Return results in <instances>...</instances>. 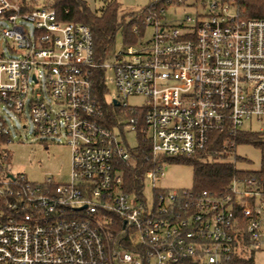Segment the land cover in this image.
I'll use <instances>...</instances> for the list:
<instances>
[{"label": "built area", "instance_id": "2783aa9c", "mask_svg": "<svg viewBox=\"0 0 264 264\" xmlns=\"http://www.w3.org/2000/svg\"><path fill=\"white\" fill-rule=\"evenodd\" d=\"M51 2L0 0L8 52L0 55V143H12L10 121L26 130L30 117L42 141L71 149L70 181L33 183L8 171L9 155L0 152V264L251 259L263 244L264 183L235 176L221 193L163 190L157 161L206 152L212 134H236L247 121L264 132V19L244 17L233 0H150L136 15L143 25L133 28L136 42L99 63L91 29L60 21ZM95 2L99 10L118 0ZM170 8L193 15L168 22ZM93 70L114 73L113 101L127 112L114 128L104 124L107 102L95 92ZM135 95L143 108H129ZM128 131L146 137L154 163L139 192L125 188L134 160ZM224 146L220 154L233 159L236 149Z\"/></svg>", "mask_w": 264, "mask_h": 264}, {"label": "trees", "instance_id": "16d2710c", "mask_svg": "<svg viewBox=\"0 0 264 264\" xmlns=\"http://www.w3.org/2000/svg\"><path fill=\"white\" fill-rule=\"evenodd\" d=\"M246 18L264 19V0H233ZM51 6L56 10L58 19L62 22L83 24L88 26L93 34L95 60L99 63L112 58L116 47V37L120 29L125 45L134 44L136 37L133 34L135 25L143 30L142 19H135L130 24H126L127 15H120L119 6L114 3L99 10H92L86 6L84 0H52ZM92 81L96 94L102 102L106 101L108 89L106 86L105 72L93 70ZM116 106L107 105V118L104 123L109 128L117 126L118 112ZM127 113V112H126ZM144 125L142 118L139 119V127ZM139 145L136 151L130 149L133 161L125 171L126 190L129 192H139L143 188L144 173L150 169L154 163L150 151V144L146 137L137 132ZM226 142H231V148L236 149L239 145H252L260 151L261 166L258 171H246L237 168V163L244 159L234 156L228 159L226 155L220 154L228 150L224 146ZM229 151V150H228ZM217 152V155L214 153ZM224 157V158H223ZM168 158V159H167ZM168 160L179 162L194 169V190H208L213 193L225 191L232 179L254 178L264 183V134L256 132L240 131L236 134L214 133L210 138V145L206 152L199 153L193 157H161L157 161ZM232 264H253V260H235Z\"/></svg>", "mask_w": 264, "mask_h": 264}, {"label": "rangeland", "instance_id": "374dc122", "mask_svg": "<svg viewBox=\"0 0 264 264\" xmlns=\"http://www.w3.org/2000/svg\"><path fill=\"white\" fill-rule=\"evenodd\" d=\"M84 1L90 5L92 10H94V7L96 6L95 0ZM149 3L150 0H118V2H116L119 6L120 15H127L125 21L127 25L132 23L136 15L142 14ZM186 14L193 15V11L183 9L175 10L174 8H170L166 13V19L168 22H173L174 20H177V18H182ZM4 26L5 24L0 23V55L2 52L6 55L8 54L5 39L1 35V27ZM27 26L29 29H32L30 25ZM122 32L123 30L120 29L116 37L115 49L117 50H121L125 46V43L121 38ZM152 35V29L148 28L143 38L144 42L149 41ZM113 77V71L109 70L106 73V86L108 89L106 102L107 105L110 106L113 105V97L116 96L117 93L114 82L112 81ZM41 86L45 89L43 80ZM127 102L130 109L143 108L145 105L144 97L137 95L130 97ZM116 107V112H118L119 115L118 120L124 122L126 112L122 108L118 106ZM11 116L15 117L12 114ZM9 123L12 143H0V152H6L9 155L5 166L8 171L15 175L23 174L33 183L43 184L48 178H52L57 184H64L70 181L71 149L63 140L42 141L35 134V127L30 117L26 120V130L23 129V124L16 117ZM261 127L262 125L257 122L247 121L243 126L242 131L264 134V132H260L259 130ZM120 137L122 138L121 134ZM124 138H126L127 146L131 150L136 151L139 145L137 133L128 131L124 134ZM236 156L244 159L237 163L238 169L246 171H258L260 169V151L252 145H239L236 148ZM160 164L163 167L164 176L157 183L158 188L172 191L194 188V169L192 166L176 161L170 162L168 160L161 161ZM145 196L148 203H150L152 200V191L148 185L145 189ZM260 250L255 252V264H264V252H261Z\"/></svg>", "mask_w": 264, "mask_h": 264}, {"label": "crops", "instance_id": "0c3cea01", "mask_svg": "<svg viewBox=\"0 0 264 264\" xmlns=\"http://www.w3.org/2000/svg\"><path fill=\"white\" fill-rule=\"evenodd\" d=\"M264 238H263V244H262V249L260 250L261 252H264ZM254 255H255V253L252 255V257H251V259L253 260V264H255L254 263Z\"/></svg>", "mask_w": 264, "mask_h": 264}, {"label": "water", "instance_id": "95a60500", "mask_svg": "<svg viewBox=\"0 0 264 264\" xmlns=\"http://www.w3.org/2000/svg\"><path fill=\"white\" fill-rule=\"evenodd\" d=\"M113 104H114L115 106H118L117 101H113Z\"/></svg>", "mask_w": 264, "mask_h": 264}]
</instances>
